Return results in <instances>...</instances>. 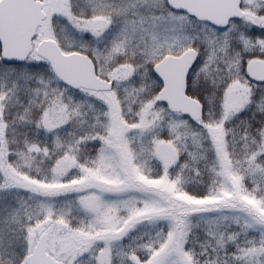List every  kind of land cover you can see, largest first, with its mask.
I'll return each instance as SVG.
<instances>
[{
	"label": "snow or ice",
	"instance_id": "1",
	"mask_svg": "<svg viewBox=\"0 0 264 264\" xmlns=\"http://www.w3.org/2000/svg\"><path fill=\"white\" fill-rule=\"evenodd\" d=\"M0 264H264V0H0Z\"/></svg>",
	"mask_w": 264,
	"mask_h": 264
}]
</instances>
